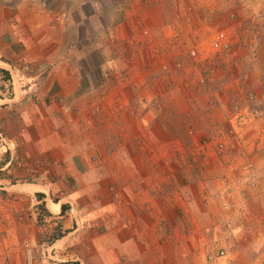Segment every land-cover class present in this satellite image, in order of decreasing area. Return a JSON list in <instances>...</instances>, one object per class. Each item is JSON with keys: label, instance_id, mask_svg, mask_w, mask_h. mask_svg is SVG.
<instances>
[{"label": "crops", "instance_id": "obj_1", "mask_svg": "<svg viewBox=\"0 0 264 264\" xmlns=\"http://www.w3.org/2000/svg\"><path fill=\"white\" fill-rule=\"evenodd\" d=\"M123 1L0 0V264H211L220 249L216 264H264V153L235 168L210 153L200 181L170 148L146 145L164 130L148 126L156 113H130L157 49L207 35L236 0ZM233 64L263 99L260 72ZM222 103L199 112L220 122ZM251 117L242 136L260 133L264 117Z\"/></svg>", "mask_w": 264, "mask_h": 264}, {"label": "rangeland", "instance_id": "obj_2", "mask_svg": "<svg viewBox=\"0 0 264 264\" xmlns=\"http://www.w3.org/2000/svg\"><path fill=\"white\" fill-rule=\"evenodd\" d=\"M116 1L119 0H115L114 5H118ZM120 1L122 5L124 1ZM103 3L109 5L107 1H101L100 5ZM233 5H235L234 9L242 22L239 39L233 45V50L222 56L221 62L212 58L209 60L194 58L190 54V47L206 44V37L209 33L204 35V32L200 37L196 35L188 42H176L173 47L166 44V47L161 50L162 52L157 49L153 57L154 60H157L156 66L152 64L154 61L151 59L147 62L148 64L145 63L147 70L143 88L145 87L146 96H143V100L139 101V104H132L131 112L129 110L130 113L135 114L140 111L156 113L148 126L154 128L156 120H162L160 124H164L162 127L164 130L158 134L150 131L146 145L156 144L170 148L174 156H177L180 168L187 166L195 169L201 176L200 181H202L206 156L208 157L210 153L216 151L224 153L228 158V165L233 168H235V156L244 155L247 157L255 150L264 153V124L257 123L260 133L256 136L246 137L243 134V137L240 133L241 129L248 124L250 116H253L251 118L254 116L264 117V94L263 99L258 100L254 89L249 86V72L246 68H241L244 69V72L238 73L236 69L231 71L230 67H225L227 63L228 66L230 64L234 66V61L240 57L242 67L245 65L247 68H255L260 72L263 82L264 0H236ZM209 23L205 26L206 29L203 28L204 31L211 32L220 25L216 19H212ZM156 67L157 70H155ZM124 69L126 71L127 68ZM230 71L231 73H229ZM229 74H232L230 81L226 80ZM121 75L118 72L110 78L115 82H120L125 77H129L127 73ZM203 76L208 77L209 80L204 82L201 80ZM136 77L132 78L133 82L139 81L138 76ZM8 82L0 71V95L8 93ZM154 83L159 84V89L156 91L153 90ZM200 83H202L201 86ZM176 87L181 90L179 94H184L188 99L190 104L187 108L188 112L186 108L182 111L180 105L176 103ZM262 92L264 93V83ZM200 95L204 98V102H201ZM154 99L157 101L155 102ZM218 102L225 104V114H223V118L220 117V122L216 118L208 121L206 119L208 115L205 118L206 113L200 114L206 109L217 108ZM118 110L121 111L123 108L120 107ZM142 140L143 137H141L140 144H144ZM247 164L248 162L244 166ZM248 238L249 236H247Z\"/></svg>", "mask_w": 264, "mask_h": 264}, {"label": "built area", "instance_id": "obj_3", "mask_svg": "<svg viewBox=\"0 0 264 264\" xmlns=\"http://www.w3.org/2000/svg\"><path fill=\"white\" fill-rule=\"evenodd\" d=\"M226 14L228 21L222 23L221 25H218L214 30L209 32L206 37V44L202 46H192L190 48V54L194 58H198L201 60H209L211 58L214 59V57L220 56L226 51H229L232 46L238 41L242 22L239 20L238 14L235 9L229 10ZM148 32L149 31L147 29L139 31L140 35L144 34L143 36H149ZM230 132L232 133V131ZM225 256V251L223 249H220L215 255H209L208 260L211 264H216L220 258H223Z\"/></svg>", "mask_w": 264, "mask_h": 264}, {"label": "trees", "instance_id": "obj_4", "mask_svg": "<svg viewBox=\"0 0 264 264\" xmlns=\"http://www.w3.org/2000/svg\"><path fill=\"white\" fill-rule=\"evenodd\" d=\"M0 71L4 74L6 80H9V79H10V74H9L8 71H6V70H4V69H0ZM61 208H62V210H63V209H65L66 207H65V205H62Z\"/></svg>", "mask_w": 264, "mask_h": 264}]
</instances>
